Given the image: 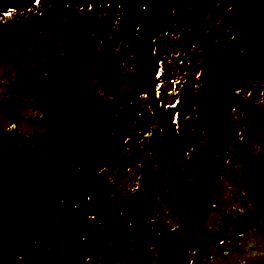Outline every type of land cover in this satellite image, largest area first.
Here are the masks:
<instances>
[{"label":"flooded vegetation","instance_id":"obj_1","mask_svg":"<svg viewBox=\"0 0 264 264\" xmlns=\"http://www.w3.org/2000/svg\"><path fill=\"white\" fill-rule=\"evenodd\" d=\"M76 7L93 44L129 51L124 63L135 70L123 71L119 106L142 116L132 124L159 122L163 132L141 137L149 149L133 153L145 154L142 167L125 183L85 175L53 183L49 169L18 183L22 169L0 162V264L264 261V0ZM130 92L138 102H129ZM178 143L189 173L167 197L143 189L146 160L157 159L162 144L176 153Z\"/></svg>","mask_w":264,"mask_h":264},{"label":"trees","instance_id":"obj_2","mask_svg":"<svg viewBox=\"0 0 264 264\" xmlns=\"http://www.w3.org/2000/svg\"><path fill=\"white\" fill-rule=\"evenodd\" d=\"M27 5L28 0H0V30L11 31V35L7 39V42L10 44H7L8 47L4 46L8 51L3 52L0 49V65L13 62H18L20 64L17 82H14L12 86L10 85L8 87V91L6 92V96H8L0 103V111L12 116H18L25 108L33 107L40 110L41 119H49L46 121L49 123L50 135L55 136L56 139L52 143L50 141L49 144L45 145L46 148L44 152L39 153V156L31 153L30 157L27 158L49 159L50 157L54 158V155L58 158L54 153L56 143L59 148H65L67 154H72L73 158L81 156L83 152L90 153L92 149L97 147L96 145H100V150L104 151L107 141L102 142L101 139L94 138L92 135H85L76 139L77 127L80 126H76V124L70 123L68 125V132L72 140L69 139V137H63L61 141L58 140L61 136V131L66 126V121L63 119H65L64 117H68L70 111L68 113L64 112V114L60 112V115H58L56 111L57 109H62L61 106H65V110L70 106H74V102L77 99V90L74 89V84L71 86L67 85L64 80L60 79L53 91L46 92V89L41 87L45 83L46 73L43 69L41 70V66L36 60L37 57L31 60L30 55H35V53L28 48H25V50L18 48L21 42L30 40L31 37L37 33L30 25L31 17L29 18ZM38 40H40L39 51L42 52L41 44L43 40H41V38ZM28 73L34 74V77L31 79L30 77L32 76L30 75L29 77ZM72 110L75 114V109ZM91 111L97 116L101 115L100 106H92ZM107 112L108 111H106V113ZM72 113L70 114L72 115ZM47 115H49L50 118ZM104 117L107 118L106 116ZM89 127L90 126L83 125L80 133L87 132ZM4 151H13V149L9 146ZM11 155H5V157L13 160L18 159ZM5 162H7L8 165H14L9 160ZM15 165L21 166L19 162L15 163Z\"/></svg>","mask_w":264,"mask_h":264},{"label":"rangeland","instance_id":"obj_3","mask_svg":"<svg viewBox=\"0 0 264 264\" xmlns=\"http://www.w3.org/2000/svg\"><path fill=\"white\" fill-rule=\"evenodd\" d=\"M69 17L70 18L72 17L71 11L69 13ZM65 25L69 26V24H66V23H65ZM38 28H39V26L36 27L37 32H39ZM63 30H64V28L62 26L57 25L54 29L50 28L48 30V32L46 33V35L51 39L53 38L52 40L59 42V40H62V38L64 37ZM69 31L72 32V29H69ZM82 33H83V36H82L81 41H80V47L72 53V55L74 57V61L78 55L97 54L99 57H103L101 59V61L105 65V62L107 61V58H106L107 54H106L105 47H103L101 44H98L97 46H94L91 48L89 46L90 40H88V38H87V37H89V33L85 30H82ZM0 34H1L0 49L3 52H7L8 50L4 46L8 47L7 44H10L9 42H7V39L11 35V31L10 30H0ZM46 44H47V41H46ZM30 45L31 44H29V40L23 41L18 45V48L25 50V48L29 49ZM52 46H53V44H52ZM84 58H85V56L83 57V59ZM40 64L43 65V67H44L43 69L46 70L48 73V66H49L50 62L49 63H40ZM19 65L20 64L18 62L4 63V64L0 65V103L3 102L2 99H4V94L6 93V87L8 85L12 86V84H14V82H17V76L16 75L19 72ZM89 66H90V64L87 66V68ZM49 70L58 71V68L57 69L50 68ZM53 73H55V72H53ZM49 74H50V72H49ZM53 75L58 76V73L53 74ZM108 77L112 81H114V79L111 76H108ZM56 83H57V80L51 79L50 82L48 83V87L46 88V92L47 91L48 92L53 91ZM117 90L122 92L123 88L118 87ZM114 91H115L114 88H113V90H109V92L112 94L114 93ZM86 95H87V97H89L90 93H86ZM91 108H92V106H81L79 104V106H70L69 108H67L65 110V113H68L69 111H70V113H72L73 112L72 109H75V112H76L73 116L69 113L68 117H65L66 126H68L70 123H74V124H76V126H79V125L88 126L89 124H91L89 127V130L87 132L77 134V137H76L77 139H79L85 135H92V137L100 139L106 135V129L109 128V126H110V125L106 124V118L102 117V116H106V111H105L106 108L104 106H100V110H101L100 116H97L93 111H91ZM32 113H31V110H26L25 116L20 115L17 119V122H15V120H12L13 117L11 118V117L5 116L2 114V111H0V131L3 130V133H4L5 128L7 130L11 131L15 127L19 128V126H20V130L23 134V137L21 139H26L27 141H30L31 136L28 137V135H30V134H37L38 133V135L41 136L40 133H43L44 131H46V129L49 127V125H48V123L45 122L43 124L37 123L38 124V126H37L30 119L27 120L28 119L27 116H30ZM25 122H31V123L26 124ZM12 124H16L15 127ZM32 127H33V129H32ZM113 130L114 129H112L110 131H113ZM178 147H179L178 151L171 155L172 152H169L170 149H168L167 146H165L161 149V153H160L158 159H151V160L147 159L146 160L147 164H145L146 169H145L144 179H143V174L141 173V175H140V180H141V183L143 185V189L150 191L153 195H164L167 197V195L171 194V192H172V188L170 189L169 187L172 184H175L174 185V187H175L176 184L178 183L177 181L180 182V180L183 177H185L186 174L189 173V170L187 169L188 165H185V161H186V157H187L186 149H185V143H178ZM60 151H62V149L56 150L55 152L57 154ZM58 160H59V163L68 164L69 161L71 162L73 160V157H72V154H62L59 156ZM153 160H155V161H153ZM172 161H174L176 163V167L179 170L181 169L180 170L181 172L179 173L177 180L175 177L177 175V170L174 167H172V165L170 164V162H172ZM70 167L72 168L71 164H70ZM41 168H43V167L33 166V171H30V169L25 170V169H27V166H25V167H23L22 173L17 174V176L23 178L24 180L30 175H33L32 177H41V174L43 172L42 170H44ZM38 171H39V173H37ZM57 173H59V170ZM126 174H127V176H130V174H132V172H128ZM115 176H117V175H115ZM44 177L50 178V182H53V183L58 182L59 180L65 179V178L59 179L56 174H51L48 176L47 172L45 173ZM173 177H175V178H173ZM106 178L107 179L110 178V182H113L114 181L113 180V173H106ZM122 181H124V179ZM166 183H167V190L165 187ZM148 191H146V192H148ZM231 203H232V201L230 200L227 203V205H230Z\"/></svg>","mask_w":264,"mask_h":264}]
</instances>
